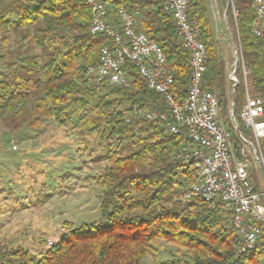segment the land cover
<instances>
[{
  "label": "trees",
  "instance_id": "1",
  "mask_svg": "<svg viewBox=\"0 0 264 264\" xmlns=\"http://www.w3.org/2000/svg\"><path fill=\"white\" fill-rule=\"evenodd\" d=\"M106 1L111 15L121 6L138 12V30L165 54L173 69V92L176 98L184 97L189 55L178 45L164 0ZM230 2L237 14L242 57L236 71L234 118L246 138L250 133L239 116L245 95L241 68L247 72L246 84L264 101V55L261 42L251 33L252 0ZM187 13L200 28L206 50L204 77L209 89L215 85L218 89L221 114L237 150L239 140L229 117L224 68L218 61L206 1L189 0ZM90 16L82 0H0L1 121L17 129L41 119L64 127L76 119L74 127L83 144L77 151L93 154L99 147L96 161L104 162L93 176L100 191L102 225L66 232L40 258L0 245V264H144L146 258L160 255V243L171 248L170 258L159 264H259L264 234L254 250L239 253L230 231L229 203L207 207L197 197L183 200L186 187L195 180L192 163L177 157L188 139L171 134L166 121L145 117L150 111L167 115L163 99L148 90L134 71L132 88L95 85L85 78V68L96 64L101 49L111 44L104 34L89 32ZM228 16L233 24L231 9ZM261 151L264 158V138Z\"/></svg>",
  "mask_w": 264,
  "mask_h": 264
},
{
  "label": "built area",
  "instance_id": "2",
  "mask_svg": "<svg viewBox=\"0 0 264 264\" xmlns=\"http://www.w3.org/2000/svg\"><path fill=\"white\" fill-rule=\"evenodd\" d=\"M82 2L91 14L89 32L104 34L111 42L101 49L96 64L85 68V78L95 85L132 88L130 73L134 71L148 90L163 99L168 114L150 111L145 117L166 121L171 134H183L188 139V143L179 148L177 157L192 163L195 180L186 187L183 200L197 197L207 207L229 203L233 211L230 231L238 241V252L254 250L257 239L264 234V158L261 151L264 101L248 92L245 69L242 67L245 95L239 116L250 135L248 138L240 133L237 136L249 160L242 150L235 149L215 87L209 89L207 86L204 77L206 50L200 28L188 18L189 0L163 2L164 12L170 14L174 22L178 45L189 55V84L186 95L180 98L173 92V69L165 54L154 40L137 28V11L121 6L111 15L109 1ZM251 8L254 13L251 33L261 42L264 55V0H252ZM230 81L232 87L237 86L234 75L230 76ZM229 117L234 128L231 110ZM251 160L257 174L256 182L248 165ZM259 264H264V255Z\"/></svg>",
  "mask_w": 264,
  "mask_h": 264
},
{
  "label": "rangeland",
  "instance_id": "3",
  "mask_svg": "<svg viewBox=\"0 0 264 264\" xmlns=\"http://www.w3.org/2000/svg\"><path fill=\"white\" fill-rule=\"evenodd\" d=\"M214 33V45L218 61L223 65L225 91L231 110L233 74L235 60L242 65L241 50L237 37L233 6L230 0H205ZM230 2L233 24L228 11ZM238 52V54H237ZM237 67V70H238ZM236 70V71H237ZM242 76L243 69L241 68ZM246 72V71H245ZM247 75V72H246ZM239 83V78L234 73ZM218 93L216 85L214 86ZM244 94H245V87ZM247 90H253L247 83ZM230 112V111H229ZM0 118V245L20 248L33 257L40 258L49 247L62 236L82 226L102 225L100 191L93 176L104 166L96 161V152L77 151L83 146L77 136L76 119L64 127L53 120L41 119L31 127L21 125L17 129L6 127ZM74 124V125H72ZM248 138V137H246ZM249 160L248 153L239 143ZM95 159V160H94ZM249 167L253 170L252 160ZM252 178H257L252 171ZM257 180V179H256ZM160 255L146 258L144 264H159L168 260L169 245H158ZM163 248V249H162Z\"/></svg>",
  "mask_w": 264,
  "mask_h": 264
},
{
  "label": "water",
  "instance_id": "4",
  "mask_svg": "<svg viewBox=\"0 0 264 264\" xmlns=\"http://www.w3.org/2000/svg\"><path fill=\"white\" fill-rule=\"evenodd\" d=\"M229 7H230V2L227 1V7H226V10H225V13H224V18H225V19H226L227 11H228V8H229ZM237 54H238V52H237ZM238 62H239V60H238V56H237V57H236V60H235V67H234V70H233V74H232V75H234V73H235L236 70H237ZM231 102H232V104H231L232 116H234V95H233V90H232V95H231ZM234 128H235L236 134L239 136L240 134H239V131H238L237 124H236L235 122H234Z\"/></svg>",
  "mask_w": 264,
  "mask_h": 264
}]
</instances>
